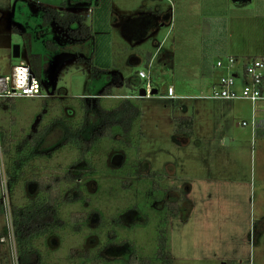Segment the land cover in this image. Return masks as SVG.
I'll return each instance as SVG.
<instances>
[{"label": "rangeland", "instance_id": "obj_1", "mask_svg": "<svg viewBox=\"0 0 264 264\" xmlns=\"http://www.w3.org/2000/svg\"><path fill=\"white\" fill-rule=\"evenodd\" d=\"M70 1L63 0L68 4L62 10L70 6L69 12L85 15L92 5L88 21L93 35L77 46L71 44L76 23L69 28L61 24L47 8L48 0H0V62L24 61L36 70L29 47L41 56L43 82L42 96L12 98L0 106L3 147L11 149L7 163L28 153L33 134L53 119H81V98L96 97L110 83L131 80L146 68L130 59L148 49L156 52L154 38L134 43L123 33L135 13H147L141 12L144 8L161 17L159 6L172 20L155 35L163 47L155 58L158 91L138 98L143 109L139 151L120 143V136L102 138L89 154L96 172L77 178L87 168L85 162L74 164L80 151L54 143L50 152L27 162L13 185L12 205L30 201L38 190L35 180L57 193L66 224L35 242L42 264H121L118 259L128 258L134 249L136 264H164L156 251L165 227V257L173 264H264V135L253 124L252 102L212 96L217 82L230 73L227 55L218 58L215 43L227 39L231 48L264 56V1L145 0L153 9L142 0H89L84 9L79 7L84 0ZM217 14L224 16L215 28L212 16ZM80 50L86 59L78 62ZM218 59L223 67L216 65ZM241 83L238 78L236 86ZM134 84L143 88L141 82ZM169 86L175 98L168 96ZM120 88L105 96L108 104L131 93L126 85ZM137 90L132 94L139 97ZM182 117H193V134L181 132ZM170 203L178 204L180 215ZM4 223L0 214V236ZM10 261L9 248L0 241V264Z\"/></svg>", "mask_w": 264, "mask_h": 264}, {"label": "trees", "instance_id": "obj_2", "mask_svg": "<svg viewBox=\"0 0 264 264\" xmlns=\"http://www.w3.org/2000/svg\"><path fill=\"white\" fill-rule=\"evenodd\" d=\"M54 12L56 19L64 24L65 27H70L71 24L78 25L75 29H71L72 35L79 41H83L90 36V28L84 21V15L79 13H71L67 10L58 11L54 8L50 9ZM63 12V13H62ZM62 13V14H61ZM46 21L49 17L45 15ZM52 20V19H51ZM39 54L29 52V60L36 70H32L41 82V68H40ZM149 68V62L145 64ZM96 74L100 73V69L95 68ZM122 78L116 82L107 85L103 91L96 97L81 98L83 102V114L81 119L74 121L70 118L61 119L55 118L48 124L40 133H34L29 147V152L20 153L14 157L13 161L8 160V172L10 174L11 191L17 178L23 174L22 169L27 162L39 154L50 152L51 146L54 143L60 145H71L80 151L79 158L74 164L85 162L87 168L81 169L80 173L76 175L77 178L85 177L96 172L89 154L94 149L98 140L102 138H114L120 136V143L133 148L135 153L139 151L138 140L142 137V130L140 120L143 115L138 98L124 96L117 100L114 104H108L109 101L105 96L110 95V91L115 86H122L124 84ZM144 84V82H142ZM43 85V82H42ZM134 89L141 90L140 86ZM158 91V87L156 88ZM136 95V94H135ZM108 102V103H107ZM184 125L181 132H186L187 135L192 134L191 117L178 118V121ZM137 126L136 132L134 128ZM134 132V133H133ZM50 148V149H48ZM10 147H5L7 153L10 152ZM47 150V151H45ZM53 150V149H52ZM154 176L158 174L153 171ZM37 183V193L26 204L13 205L14 218L16 224V234L19 246V256L21 264H42L43 260L39 247L35 242L55 230L59 229L62 225L66 224L59 215V202L56 197V192L53 191L52 185L47 187L46 183L42 180H35ZM46 192V193H45ZM175 214H179L180 207L176 203H170ZM2 213V205L0 202V214ZM166 221L163 219L161 225L164 226ZM166 225V224H165ZM110 244V243H108ZM168 244V237L166 227L161 228L160 234L157 236V258L163 260L164 264H172L171 261L165 257ZM135 249L128 258H120L118 262L121 264H136Z\"/></svg>", "mask_w": 264, "mask_h": 264}, {"label": "built area", "instance_id": "obj_3", "mask_svg": "<svg viewBox=\"0 0 264 264\" xmlns=\"http://www.w3.org/2000/svg\"><path fill=\"white\" fill-rule=\"evenodd\" d=\"M230 73L223 76L218 82V88L214 90V97L226 99H247L256 103L264 99V56L237 58L227 56ZM218 67H223L224 63L218 59ZM139 76L144 80L143 89L145 96H150L156 89L153 79L147 70L139 71ZM242 78L239 88L236 80ZM215 88V87H214ZM43 85L40 78L32 72L30 64L22 62L14 66L10 73L3 72L0 65V106L12 98H35L43 95ZM168 96L175 98V89L168 87ZM144 96V97H145ZM257 119L253 124L257 126ZM246 125L247 122L245 121ZM6 151L3 147L0 134V202L4 216V233L0 236L1 242H6L9 248L11 264H21L19 256V246L16 234V224L14 218L13 205L11 203V185L8 164L5 161Z\"/></svg>", "mask_w": 264, "mask_h": 264}, {"label": "crops", "instance_id": "obj_4", "mask_svg": "<svg viewBox=\"0 0 264 264\" xmlns=\"http://www.w3.org/2000/svg\"><path fill=\"white\" fill-rule=\"evenodd\" d=\"M88 1L89 0H84V1L80 2L79 3V7L83 8L82 6L89 4ZM252 1L253 0H251L250 2H252ZM48 2H49V4H47V8L49 7L50 9H52L51 7H53L54 9H56L58 11H64V10H62L63 9V5L68 4L67 2L63 3V0L61 2H60V0H48ZM59 2L62 4V7H60V8H58V6H57V4ZM69 3L72 4L74 2H73V0H71ZM142 4H143V6L145 5V7H148L147 2L145 0H142ZM91 7H92V5L88 6V11L89 12L92 9ZM67 9L68 10L71 9L70 6L67 7ZM149 9H153V8H149ZM156 10L160 12L161 17L152 16L150 13H148V11H146L143 8V10H141V12L143 11V12H147V13H145V14L142 13L141 15L140 14L139 15H135V14H137L139 12L135 13L134 14V18H132V20L129 22V24H127L125 27H123L124 36H125V34H127L130 37L131 41H134V43H140V42L142 43V42H145L146 40L149 41L150 38L153 37L154 40H151V41H154V43L156 44V48H157L156 52H152V50L148 49V51L145 54L136 53L135 55H133L131 57V59H130L131 63H134V64L144 63V64H146V62H149L150 67L148 69L139 68V70L137 71V74H136V76H134V78H132L131 80L125 79L126 82H124V84L122 86H119V87H121L120 89H122V87L124 85H126L131 93H128V94H126L124 96H131V97H136L137 96V95L132 94L133 93L132 91H135V89H134V87H136V85L134 84L135 81H137L138 83L139 82H141V83L144 82V80L142 78H140V76H139V71H141V70H147L150 73V75H151V77L153 79V82H155V80L158 81L156 76H155V69H156L155 65L158 63V60H156L155 58L157 57L158 50L161 47L162 42L156 40L155 39V37H156L155 35H157L159 33V30L161 28L163 29L166 24L171 22L172 15L170 13L166 12V11H163V9L160 8L159 6L156 8ZM88 13L84 15V17H85L84 23L87 26H89L90 31H91L89 37H92L91 35H93L92 31H93L94 28H92V26L89 24V21H88L89 14ZM255 15H257V14H255ZM221 16H224V14L223 15H221V14L218 15L217 14V15L212 16V18L215 17L216 19L212 21V25L211 24H206V25H208V27H210V25L211 26H215V28L216 27H220L221 23H218L219 22L218 19ZM77 26L78 25H76V27ZM12 28L14 30L15 29L19 30L15 26H12ZM72 39L73 40H72L71 44L76 43L75 45L77 46V44L82 43L83 41L87 40L88 38L83 40V41H79V40H77V38H72ZM215 46L216 47H215V51L214 52H216L215 54H216V56H218V58H221V57L226 56V55L227 56H231L232 55V56H235L237 58H243L245 55L246 56L247 55H251V53H255L253 56L256 55V52L253 49H249V48H241V49L231 48L230 45H228V43H227V39L226 40H222V42L215 43ZM161 49H163V47H161ZM29 50H30V52H32L31 48L28 47V55H29ZM230 50H234V52H230ZM142 53H144V52H142ZM15 55L17 57H20V55H21L20 51L16 52ZM260 55H264V51H262ZM87 57H88L89 60L91 59V58H89V56H87ZM85 59H86L85 53L83 52V50H80L79 53H77V55H76V60L79 62L80 60L83 61ZM0 65L2 66L3 72L8 74V73H10L11 69L14 66H16L17 64L16 65H12V64H9V62L7 61L5 63L0 62ZM162 65H165V64H162ZM104 67H106V66H104ZM207 67H208L207 64H205V66H203V69L207 70ZM108 71H109V69H108ZM239 87H237V88H239ZM141 89H143V88H141ZM245 100H247V99H245ZM259 101H262V104H260L259 109L256 107V103L258 101L256 103H253L252 101H250V102L253 103V107L255 108L254 117L258 121L257 122V126H256L257 134L264 135V99L263 100H259ZM258 117H259V120H258ZM191 123H192V129H193L192 130L193 131L192 134H193L194 133V120H193V117L191 118ZM187 136H189V135H187ZM183 193H184V195H186L187 191L184 190ZM180 197H182L181 194H180ZM180 200H182V198H180ZM14 205H15V203H14ZM176 215H180V212H179V214H176ZM171 262L173 264V260L172 259H171Z\"/></svg>", "mask_w": 264, "mask_h": 264}, {"label": "water", "instance_id": "obj_5", "mask_svg": "<svg viewBox=\"0 0 264 264\" xmlns=\"http://www.w3.org/2000/svg\"><path fill=\"white\" fill-rule=\"evenodd\" d=\"M233 2H235V3H248V2H250L251 0H232ZM32 72H33V70H32ZM34 73V72H33ZM155 93H157V89H155L154 91H153V94H155ZM146 95V91H145V89H141L140 90V95H139V97H143V96H145Z\"/></svg>", "mask_w": 264, "mask_h": 264}, {"label": "flooded vegetation", "instance_id": "obj_6", "mask_svg": "<svg viewBox=\"0 0 264 264\" xmlns=\"http://www.w3.org/2000/svg\"><path fill=\"white\" fill-rule=\"evenodd\" d=\"M72 38V37H71Z\"/></svg>", "mask_w": 264, "mask_h": 264}]
</instances>
